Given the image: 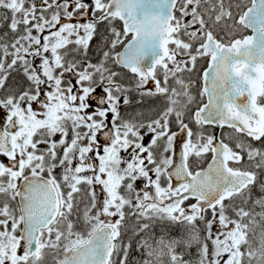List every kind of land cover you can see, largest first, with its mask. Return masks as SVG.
<instances>
[{"label": "snow or ice", "instance_id": "6c2138e0", "mask_svg": "<svg viewBox=\"0 0 264 264\" xmlns=\"http://www.w3.org/2000/svg\"><path fill=\"white\" fill-rule=\"evenodd\" d=\"M0 264H264V0H0Z\"/></svg>", "mask_w": 264, "mask_h": 264}]
</instances>
